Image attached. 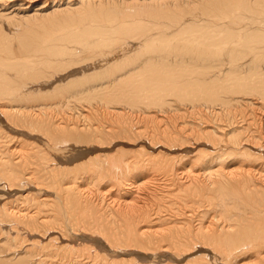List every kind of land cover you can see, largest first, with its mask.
Returning <instances> with one entry per match:
<instances>
[{
	"label": "bare ground",
	"instance_id": "obj_1",
	"mask_svg": "<svg viewBox=\"0 0 264 264\" xmlns=\"http://www.w3.org/2000/svg\"><path fill=\"white\" fill-rule=\"evenodd\" d=\"M0 264H264V0H0Z\"/></svg>",
	"mask_w": 264,
	"mask_h": 264
},
{
	"label": "rangeland",
	"instance_id": "obj_2",
	"mask_svg": "<svg viewBox=\"0 0 264 264\" xmlns=\"http://www.w3.org/2000/svg\"><path fill=\"white\" fill-rule=\"evenodd\" d=\"M180 1H184V0H180ZM41 4H43V2H40V3H38L37 5H34V6L31 5L32 11L30 10V13H33L34 9H36ZM50 6L52 7L53 3H50ZM206 10H207V8H197L196 9L197 13H202V12H204ZM192 13H194L192 11V9H189V10L188 9H180V11H179V15H180L181 18H188V17H190V15ZM237 14H238L237 12H234L232 10L227 11V16H229V17H233L234 18V17L237 16ZM119 16L121 17V21L123 23L128 24V25H131V23H133L132 25H135L134 27H142V28H145V29L153 27V29H152L153 34H159L160 33V31H159V29L157 27V24L162 23V22L165 21V17H162L159 13L153 15V14L149 13L148 10H145V11L141 12L140 14H137L136 11L130 12L128 14H120L119 13ZM206 18H208V17H204L205 20H209V18L208 19H206ZM189 19H191V17ZM46 35H48L47 31H46ZM90 64H92V63L91 62L79 63L78 66H76L73 69H70L71 71L69 70L65 74H63L64 77H62L63 75H61L56 80L61 78L62 81L64 80L63 83H68L69 81H72L73 78H78L79 79L81 77L80 72L83 70V68H85L86 66H88ZM73 73H76L79 76L75 75L73 77H70ZM65 79L67 81H65ZM73 92H74V87L69 89L65 93L72 94ZM110 149H114V148H110Z\"/></svg>",
	"mask_w": 264,
	"mask_h": 264
}]
</instances>
